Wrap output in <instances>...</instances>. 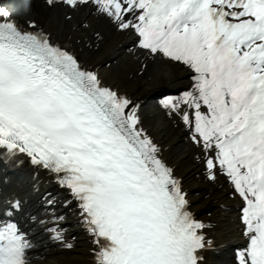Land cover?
Wrapping results in <instances>:
<instances>
[{
	"label": "snow or ice",
	"instance_id": "snow-or-ice-1",
	"mask_svg": "<svg viewBox=\"0 0 264 264\" xmlns=\"http://www.w3.org/2000/svg\"><path fill=\"white\" fill-rule=\"evenodd\" d=\"M0 166V264H264V0H0Z\"/></svg>",
	"mask_w": 264,
	"mask_h": 264
},
{
	"label": "bare ground",
	"instance_id": "bare-ground-1",
	"mask_svg": "<svg viewBox=\"0 0 264 264\" xmlns=\"http://www.w3.org/2000/svg\"><path fill=\"white\" fill-rule=\"evenodd\" d=\"M159 91H162V88L158 89V88L145 87L141 92H138L137 94L140 95L142 99L147 98L149 105H151L155 102V100L153 99V96L155 94H157ZM7 171H8L7 169L3 170V172H7ZM0 173H2V172L0 171ZM8 175H11L14 179H16L18 181L27 182L29 179L28 173L26 170H16L13 173L8 174ZM73 258L75 259V257H73Z\"/></svg>",
	"mask_w": 264,
	"mask_h": 264
},
{
	"label": "rangeland",
	"instance_id": "rangeland-1",
	"mask_svg": "<svg viewBox=\"0 0 264 264\" xmlns=\"http://www.w3.org/2000/svg\"><path fill=\"white\" fill-rule=\"evenodd\" d=\"M163 90V89H162Z\"/></svg>",
	"mask_w": 264,
	"mask_h": 264
}]
</instances>
